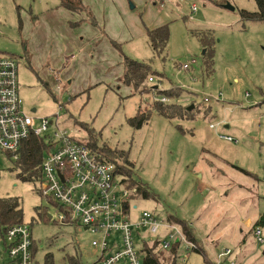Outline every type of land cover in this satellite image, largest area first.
Wrapping results in <instances>:
<instances>
[{"label":"rangeland","instance_id":"rangeland-1","mask_svg":"<svg viewBox=\"0 0 264 264\" xmlns=\"http://www.w3.org/2000/svg\"><path fill=\"white\" fill-rule=\"evenodd\" d=\"M53 1L0 0V57H12L18 63L24 113L53 121L58 112L60 125L78 140L88 138L79 127V123L86 124L98 143L106 144L117 158L124 152L127 163L117 164L128 167L132 179L149 193V198L138 193L132 197L137 212L149 211L159 219L193 213L198 235L214 240V246L205 244L213 264L227 248L233 250L235 264H264V243L256 241L252 231L253 222L264 214V22L246 21L240 14L241 10L256 12L254 0H126L128 16L120 22L113 20L109 33L98 26V39L94 34H79L81 49L65 55L64 65L53 67L47 61L44 66L52 68L31 70V62L41 52L60 57L67 45L51 38L56 29L49 19L63 18L48 15L58 10L48 6ZM194 5L196 11L192 12ZM40 21L41 26L48 25L50 36L37 34ZM139 23L143 29L169 26L162 57L153 55L143 35L135 37ZM56 27L75 33L80 26L58 20ZM128 30L133 39L130 34L124 36ZM200 39L208 41L205 48L213 56V72L208 77L203 71L205 48ZM25 52L31 54L27 64L20 60ZM122 55L151 61L152 70L165 77L158 84L160 90L170 84L184 88L187 92L177 102L193 105L195 115H200L181 121L152 114L140 129H131L126 119L134 117L139 106L141 110L151 108L154 95L129 97L128 88L115 84L123 71ZM192 60L196 64L180 70ZM71 61H75L72 67ZM219 94L218 101L202 103L204 97ZM209 107L212 117L206 112ZM210 124L216 128L211 130ZM223 136L236 143L224 141ZM20 177L16 158L0 150V199L19 201L20 223L30 226L34 241L32 263L71 264L70 258L73 264H92L101 254L90 245L97 236L77 225L48 220L45 212L54 210L43 200L39 182ZM260 230L264 239V227ZM156 239L146 229L135 232L138 248L140 242L152 248ZM170 250L157 245L155 254L167 256ZM186 254L189 258L183 259ZM178 258V264H206L197 252L188 253L184 244Z\"/></svg>","mask_w":264,"mask_h":264},{"label":"built area","instance_id":"built-area-1","mask_svg":"<svg viewBox=\"0 0 264 264\" xmlns=\"http://www.w3.org/2000/svg\"><path fill=\"white\" fill-rule=\"evenodd\" d=\"M191 9L196 11L195 6ZM194 64L196 61L192 60L182 68L188 69ZM17 73L18 63L14 58L0 57V150L14 154L32 135L45 138L52 146L41 163L38 184L43 200L50 202L54 210L45 215L59 225H77L97 236L90 245L101 254L92 264H143L147 243L140 242L137 247L135 232L139 229L156 235L155 244L163 250H170L174 242L186 245L187 252L196 249L180 228L159 219L154 213L143 210L134 217L130 211L136 188H128L126 177L116 173L112 162L90 152L62 127L58 112L53 121L25 114L18 92ZM152 81L150 77L149 83ZM218 98L220 94L206 96L203 102L218 101ZM159 100L161 103L168 101L167 98ZM222 139L236 143L231 137L223 136ZM253 235L260 244L264 243L260 228ZM137 237L141 238L140 235ZM32 245L29 225L16 223L0 227V264H33ZM233 258V250L227 248L217 255L216 264L226 261L235 264Z\"/></svg>","mask_w":264,"mask_h":264},{"label":"trees","instance_id":"trees-1","mask_svg":"<svg viewBox=\"0 0 264 264\" xmlns=\"http://www.w3.org/2000/svg\"><path fill=\"white\" fill-rule=\"evenodd\" d=\"M256 4L257 11L256 12H248L246 10H241V16L246 21L251 22H264V0H254ZM60 7L68 10L73 13H86V20L93 26L98 27L97 23L94 19L92 13L83 6L82 0H60ZM80 22L72 23L73 26L79 25ZM169 39V26L163 25L161 27L149 30L146 32V40L153 52L155 57H162L165 53L166 47L168 45ZM203 47L208 46V41L204 39H200ZM118 48L119 45H116ZM205 58V69L203 70L205 75L208 77L212 74V65L213 56L211 55L210 50L205 48L202 54ZM122 75L118 79V84H122V86L131 90V96L135 95H148L152 93L154 95L153 105L151 108L147 110H141L140 106L137 108L135 116L131 118H127L128 126L133 130H138L142 126H144L148 121H150V117L152 114H156L164 119L169 120H191L194 119L193 116L195 114L194 110L188 111V107L190 105H183L178 103L177 101L180 99V96L185 89L171 85L166 90H160L158 87L159 82L165 79L164 75L161 73H156L152 70L151 61L149 62H140L136 60H132L122 55ZM204 75V76H205ZM152 77L156 78L158 82L155 84H149V79ZM156 86V88H154ZM44 89L48 92V86L44 85ZM51 94V93H50ZM191 94V93H190ZM53 97V95L51 94ZM159 98H167L168 101L166 103H161ZM54 99V98H53ZM55 100V99H54ZM195 109V108H194ZM74 122V127H77ZM79 127L82 128L88 138H83L79 140L83 143L87 149L96 153L101 159L112 162L116 167V173L119 175H123L126 177L125 182L128 185V188H136V192L141 194L143 198H149V193L145 189V187L139 183L135 182L132 179L131 172L128 167L125 165H118L117 161H122L123 163H127V160L123 156L124 152H121V156L117 158L116 152L111 151V149L105 144H99L97 136L94 135V131L91 128H87L86 124L79 123ZM74 136V135H73ZM75 137V136H74ZM76 138V137H75ZM77 139V138H76ZM78 140V139H77ZM52 149L45 138H39L36 136H30L28 139L20 144L19 149L13 154H10L11 157L17 155L16 161L20 165L21 177L22 181H31L36 180L39 182L41 178V163L43 161L44 156L48 151ZM125 155V154H124ZM137 195V194H136ZM22 212L19 209V201L16 199H0V227L11 226L16 223L22 222ZM47 219V218H46ZM168 221L178 228L181 229L184 237L191 243H194L196 249L192 250L197 252L204 259L206 264H213L209 258H207V253L203 248V245L196 240L195 233L192 227H190L186 222L176 218L174 216H169ZM253 233L257 228L264 227V214L252 225ZM34 244V241H33ZM33 246V245H32ZM157 244H155L152 248H149L147 244L144 246L145 256L143 258V264H178L177 253L180 249V244L174 242L170 253L167 256L157 257L155 254ZM71 264H73L68 259ZM52 259H50V262ZM46 262H49V258L46 259ZM53 264V262H51ZM78 264V263H77Z\"/></svg>","mask_w":264,"mask_h":264},{"label":"crops","instance_id":"crops-1","mask_svg":"<svg viewBox=\"0 0 264 264\" xmlns=\"http://www.w3.org/2000/svg\"><path fill=\"white\" fill-rule=\"evenodd\" d=\"M127 2H128V0H127ZM127 2H126V0H82L83 6L85 8H87L92 13V15L94 16V19H95V21L97 23V26H99L98 28L106 29V31L108 33H109V28H110L109 27V24L113 20H115L116 22L117 21L120 22L122 18L128 16L129 10H128V3ZM48 6L50 8H52V7L54 8V6L56 8L58 7L57 8L58 10H56L55 12H52V13H50L48 15H58V16L61 15L63 17V18H60V19L59 18H50L49 19L50 20L49 24L51 22L54 23L55 29H56L55 30V35L54 36H51V38L54 37L55 38L54 40H63V41L66 42L67 45L65 47V50H63V52H61L60 57H58L57 55L55 56V53H50V54H47L46 55L44 52H41L40 56L38 58H36L35 60L33 59L34 62L33 61L31 62V64H30L31 70L33 69V67L34 68L41 69V68H46V67L52 68V66L55 67V65H61V66L64 65V59H63V57L65 55L71 54V52L77 51L78 49H81L79 47V44L77 43V36L79 34L88 35L90 37L94 34V39H98L99 36H101V33H100L101 31H98L96 29L97 27H93L86 20V18H87V14L86 13L78 14V13H73L71 11L69 12L68 10L60 7V0H54L53 3L52 4L50 3ZM194 6H192V7H194ZM132 7L133 6H131L130 9H132ZM58 20L67 21V22H70L71 21L72 23L80 22L79 25H76V26H80L79 29H77L78 32H75V33L71 32V33H69L67 31L64 32L62 30V28L61 29L57 28L56 27V24H57ZM47 26L46 27L41 26V21H40L37 24V27L35 28L36 29L35 31L37 32V34H39V36H44V35L50 36V31H49V29H47ZM161 26L162 25L159 24V25H157L155 27L148 28V29L149 30H152V29H155V28H158V27H161ZM138 27H139L138 28L139 30L137 31V35L135 37L142 36L143 35V37L146 38V32L148 31V29H146V28L143 29L142 28L143 26L140 23L138 24ZM122 29L125 30L124 27ZM98 33H100V35H98ZM128 34H130V37L131 38L133 37V36H131V31L130 30H128V32L124 33V36L125 37L126 36L128 37ZM132 39H130L129 41H131ZM131 43H132V41H131ZM28 59L31 61V54L28 53V52H25V54H23V56L21 57L20 60L23 61L24 64H25V62L27 64V62L29 63V60ZM47 61L52 62V66H46V65L44 66V64ZM74 63H75V61H71L70 66L71 67L74 66ZM68 69L66 71H64V72H67ZM181 69H183L182 68V65H181L180 70ZM188 69H183V70H188ZM117 82L118 81H115V84L119 86V84ZM152 82L155 83V78L153 79ZM128 92H129V97H131V94H132L131 90L128 89ZM181 103H183L182 100H181ZM202 103H205V102L202 101ZM206 105H208V104H206ZM33 110L36 111V109H32V112H33ZM206 112H211L209 114V116L212 117V110L210 109V107L206 109ZM197 114L196 115L194 114V115L197 116ZM198 115H200V114H198ZM195 116H193L194 119H195ZM202 117L203 118H206L207 115L205 114ZM211 125L212 124L209 125V128H210ZM212 126L213 127L210 128L211 130H213V129L216 128V125L213 124ZM131 209H132V211H130V210L129 211L132 213L133 216H134L135 212L138 213V215L140 214L139 212H137L138 211V207L133 203V201L131 202ZM133 209H135V210H133ZM138 215L136 216V214H135L134 217H138ZM185 215L186 216H181L180 218L179 217H176V218H179L180 220L186 222L190 227H192V229L194 230V233H195L196 240L199 241L203 245V248L204 249H205V244L208 245V246L210 244L212 246H214V240L209 239V237H210L209 235H205L204 237L198 235L197 229H196L197 226L195 227L193 225V223H192V220H191V217H192L193 213L190 214L189 212L186 211V214ZM169 216H171V215H169ZM169 216H164L165 218H163L162 220H165L166 222L170 223L168 221ZM187 217H189V219ZM256 221L257 220H255L254 222H256ZM254 222H253V224H254ZM247 223H249L248 220H247L246 224ZM195 224L196 225H199L198 222H196ZM205 232L207 233L208 231L205 230ZM201 237H202V239H201ZM188 255L189 254H186V256L183 259H186V257L188 259L189 256H190V255L189 256ZM179 256H180V249L178 250V253H177V259H178V261H179V258H178Z\"/></svg>","mask_w":264,"mask_h":264},{"label":"water","instance_id":"water-1","mask_svg":"<svg viewBox=\"0 0 264 264\" xmlns=\"http://www.w3.org/2000/svg\"><path fill=\"white\" fill-rule=\"evenodd\" d=\"M227 7L230 8L231 10H233L232 7H230V6H227ZM202 54H203V52H202ZM154 88H156V86H154ZM193 108H194V106L191 105L190 107H188V111H191ZM34 111H35V110H33V112H34Z\"/></svg>","mask_w":264,"mask_h":264}]
</instances>
